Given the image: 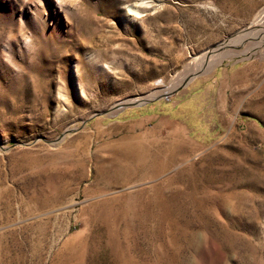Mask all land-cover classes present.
Masks as SVG:
<instances>
[{"label": "rangeland", "instance_id": "rangeland-1", "mask_svg": "<svg viewBox=\"0 0 264 264\" xmlns=\"http://www.w3.org/2000/svg\"><path fill=\"white\" fill-rule=\"evenodd\" d=\"M0 264H264V0H0Z\"/></svg>", "mask_w": 264, "mask_h": 264}, {"label": "bare ground", "instance_id": "bare-ground-1", "mask_svg": "<svg viewBox=\"0 0 264 264\" xmlns=\"http://www.w3.org/2000/svg\"><path fill=\"white\" fill-rule=\"evenodd\" d=\"M127 13L128 14H132V13H138L136 9L128 7L127 8ZM243 38L242 35H235L232 36L228 39H226L225 41H222L220 44H218L217 47H213L211 50L204 52L201 56V59L199 60V64H197L198 70L201 69H206L209 68L210 65L215 64L217 62H220L223 58L229 56L231 53L228 50H223L222 51H217L219 47H223L231 45L233 43H235L236 41H240ZM160 92L159 91H153L151 93V97L152 96H157ZM133 101H137V99L133 100Z\"/></svg>", "mask_w": 264, "mask_h": 264}, {"label": "water", "instance_id": "water-1", "mask_svg": "<svg viewBox=\"0 0 264 264\" xmlns=\"http://www.w3.org/2000/svg\"><path fill=\"white\" fill-rule=\"evenodd\" d=\"M223 47H225V45H224ZM219 48H221V47H219ZM170 94H171L170 92H166V93L162 94L161 96H166V95H170ZM161 96H160V97H161ZM160 97H155L154 99H158V98H160ZM145 101L148 102V101H150V100H145ZM145 101H144V102H145Z\"/></svg>", "mask_w": 264, "mask_h": 264}]
</instances>
